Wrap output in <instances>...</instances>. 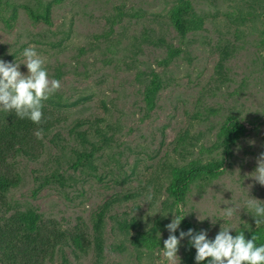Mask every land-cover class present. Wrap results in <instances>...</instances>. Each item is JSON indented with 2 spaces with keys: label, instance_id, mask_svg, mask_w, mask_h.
I'll use <instances>...</instances> for the list:
<instances>
[{
  "label": "rangeland",
  "instance_id": "rangeland-1",
  "mask_svg": "<svg viewBox=\"0 0 264 264\" xmlns=\"http://www.w3.org/2000/svg\"><path fill=\"white\" fill-rule=\"evenodd\" d=\"M31 1L0 0V60L23 63V50L35 45L48 78L61 82L48 101L63 122L44 139L37 161L16 159L19 184L7 199L20 209L31 206L62 229L82 224L90 233L93 215L105 201L133 194L106 210L99 264H170L162 258L163 248L135 251L128 243L135 230L121 235L110 217L133 218L140 230L159 219L157 236L164 246L166 225L178 214L177 206L164 205L169 167L204 158L202 149L212 145L220 125L232 116L244 127L241 137L215 179L189 187L182 214L209 238L221 227H231L230 233L256 227L247 200L264 203V186L251 178L264 152V0H188L203 25L182 40L166 17L175 0H62L52 5L49 25L27 17L20 5ZM6 4L16 7L9 25L3 21L10 15ZM158 38L162 45L155 42ZM166 45L179 52L162 65ZM225 45L231 54L223 64L221 82L214 66ZM20 71L27 74L26 66L21 64ZM151 71L163 86L154 108L144 115L141 91ZM96 128L109 139L106 145ZM184 130L192 145L180 158L172 147ZM77 132L101 146L92 154V167H73V151L82 146ZM149 187L151 201L146 199ZM234 206L238 210L233 217H225L221 210ZM183 228L174 233L177 238ZM183 247L184 239L173 264H180ZM62 252L66 264L95 260L91 248L76 257L67 248ZM46 264H61L59 255Z\"/></svg>",
  "mask_w": 264,
  "mask_h": 264
},
{
  "label": "trees",
  "instance_id": "trees-1",
  "mask_svg": "<svg viewBox=\"0 0 264 264\" xmlns=\"http://www.w3.org/2000/svg\"><path fill=\"white\" fill-rule=\"evenodd\" d=\"M61 1L32 0L30 5L22 4L20 7L33 23L42 22L49 25L51 7ZM6 6L9 7L10 15L3 21L9 25L8 21L15 18L16 7L9 4ZM166 17L171 29L180 40L202 29V17L196 14L188 0H175L166 12ZM146 38L149 39L146 36L144 40H147ZM155 42L163 44L160 38L155 39ZM166 49V57L161 60L162 65L169 63L179 52L177 48H171L169 45H166ZM229 50L226 45L221 48L214 66V73L221 82L225 81L221 76H223V64L231 54ZM262 63L264 66V59ZM162 84L160 76L151 71L141 91L144 115L154 108L155 96L162 88ZM42 103L43 118L40 124L33 123L27 118L19 119L14 111H4L2 107L0 108V264H46L51 262L56 255H59L61 264H66L62 252L64 248L69 249L75 257L78 254L87 253L91 248L95 256L93 264H99L102 253L103 218L106 210L121 200L133 197V194L105 201L93 215L90 233L85 230L82 224L62 229L55 220L42 217L31 206L27 205L20 209L17 203H11L6 197L19 184V175L15 170L16 159L37 161L44 150V139L63 122V117L59 114L56 106L51 105L48 100ZM79 126V123L75 125V127ZM41 128L44 132L43 138H37L34 133ZM243 131L242 124L235 117L228 116L218 128L212 145L202 149L207 153L204 158L197 156L181 165H171L165 179L164 205L168 208L176 207L177 204L184 205L189 187L194 183L204 184L206 181L215 179L221 173L224 161L231 156V149ZM95 133L99 135L103 145L108 143L109 139L97 128ZM75 135L82 146L80 151H73L76 155L73 167L77 165L92 167V154L98 151L101 146L87 142L84 132H77ZM187 140V130L179 133L173 140L172 152L180 158H184V154L187 152L186 147L192 145ZM85 144L89 145L90 150L84 149L83 145ZM216 151L218 156L211 157L210 155ZM110 218L115 221L116 230L121 235H128L130 229L135 230L128 239L129 245L135 251L152 253L153 250L163 248V244L157 236L162 228V222L159 219L154 220L149 228L140 230L139 224L133 218L129 220H117L114 216ZM180 225L184 227L182 230L184 232L192 229L194 233H198L184 219ZM239 232H243L246 240L256 235L258 237L257 245L264 244V224L246 229L238 228L230 234L235 236ZM214 238L208 237L210 240H214ZM182 253L180 264H197L195 261L196 250L191 246L187 237L184 239ZM201 264H207V261L201 262Z\"/></svg>",
  "mask_w": 264,
  "mask_h": 264
},
{
  "label": "clouds",
  "instance_id": "clouds-1",
  "mask_svg": "<svg viewBox=\"0 0 264 264\" xmlns=\"http://www.w3.org/2000/svg\"><path fill=\"white\" fill-rule=\"evenodd\" d=\"M23 63H7L0 60V107L4 111H14L19 119L27 118L33 123L40 124L43 118V101L61 88V82L49 79L44 67V59L37 53L35 45H30L23 50ZM27 68V74H22L20 65ZM37 138H43V129L35 133ZM257 167L252 173V179L264 186V152L256 160ZM152 188L149 187L146 199L152 200ZM230 201L227 203L229 204ZM247 207L254 210L256 226L264 224V203L249 198ZM178 214H173L171 223L166 225L169 236L164 240L162 258L173 264L178 258L180 241L189 238V243L196 250L195 261L197 264L207 261V264H264V244L257 245L258 237L253 235L246 240L243 232L235 236L230 234L231 227H221L214 240L207 237V232L201 230L194 233L192 229L181 231L179 238L174 234L179 229L183 205L177 204ZM237 208L227 207L221 210L225 217L232 218Z\"/></svg>",
  "mask_w": 264,
  "mask_h": 264
}]
</instances>
